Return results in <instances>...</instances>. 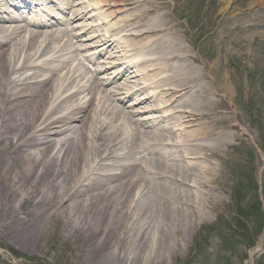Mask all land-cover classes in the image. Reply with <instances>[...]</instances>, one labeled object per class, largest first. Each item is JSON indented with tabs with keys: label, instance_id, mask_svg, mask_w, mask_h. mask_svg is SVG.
<instances>
[{
	"label": "bare ground",
	"instance_id": "obj_1",
	"mask_svg": "<svg viewBox=\"0 0 264 264\" xmlns=\"http://www.w3.org/2000/svg\"><path fill=\"white\" fill-rule=\"evenodd\" d=\"M11 1L0 0V235L26 248L54 225L95 263H171L209 219L213 159L237 138L235 120L213 112L211 67L193 66L169 20L147 18L163 6L128 16L141 0H106L97 16L100 1L60 0L59 27L48 2L26 23ZM88 33L95 43L79 44ZM152 210L162 224L131 238Z\"/></svg>",
	"mask_w": 264,
	"mask_h": 264
},
{
	"label": "rangeland",
	"instance_id": "obj_2",
	"mask_svg": "<svg viewBox=\"0 0 264 264\" xmlns=\"http://www.w3.org/2000/svg\"><path fill=\"white\" fill-rule=\"evenodd\" d=\"M97 1H100L98 11L93 8L90 14L101 13L98 8L106 0ZM141 1L143 5L136 10L130 8L128 16L143 10L145 5L163 6L147 18L169 20L183 37L193 66L211 67L205 71V82L218 99L219 107L213 112L224 111L239 127L230 147L213 159L217 180L208 198V206L212 207L209 219L198 227L183 254L168 264H264V0ZM57 14L62 16L60 11ZM100 15L90 24H102L104 18ZM75 27L73 32L77 33ZM90 35L87 34L89 40L80 37L85 39L79 40V44H94ZM225 86L229 90L227 94ZM222 128H226L225 123L217 125L215 131ZM256 200L260 208L239 217L240 211L251 209ZM155 213L154 210L147 213L146 219L137 213L131 238L135 233L141 234L152 220L156 226L162 224L160 215L157 217ZM68 235L60 227L47 226L37 241L26 248L0 235V264H103L79 255ZM121 252L130 260L135 255V246L129 245ZM149 252L153 256L157 254L156 249ZM141 264L156 262L148 259Z\"/></svg>",
	"mask_w": 264,
	"mask_h": 264
},
{
	"label": "trees",
	"instance_id": "obj_3",
	"mask_svg": "<svg viewBox=\"0 0 264 264\" xmlns=\"http://www.w3.org/2000/svg\"><path fill=\"white\" fill-rule=\"evenodd\" d=\"M240 203H241V202H240ZM253 204H254V205H252L251 209H249L250 207L248 206V207H249V208H248L249 210H248V209H247V211L241 210L240 213H245V212H249V211L251 212V211L258 210L257 208H260V206H258V205L260 204V202H259L258 200H256V203H253ZM246 208H247V207H246Z\"/></svg>",
	"mask_w": 264,
	"mask_h": 264
}]
</instances>
